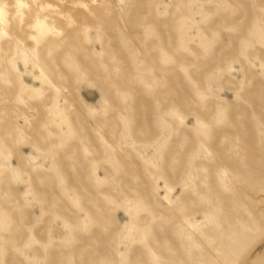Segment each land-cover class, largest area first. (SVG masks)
<instances>
[{
    "label": "rangeland",
    "instance_id": "obj_1",
    "mask_svg": "<svg viewBox=\"0 0 264 264\" xmlns=\"http://www.w3.org/2000/svg\"><path fill=\"white\" fill-rule=\"evenodd\" d=\"M247 238L264 0H0V264H233Z\"/></svg>",
    "mask_w": 264,
    "mask_h": 264
},
{
    "label": "bare ground",
    "instance_id": "obj_2",
    "mask_svg": "<svg viewBox=\"0 0 264 264\" xmlns=\"http://www.w3.org/2000/svg\"><path fill=\"white\" fill-rule=\"evenodd\" d=\"M24 56H26V54H24ZM248 239L250 238L240 240L238 241V243L236 241V244L233 243L230 245L227 253L228 256L226 257L227 263L232 262L233 264H264V255H262L263 253L261 254L259 248L253 247L252 243L249 244L251 241Z\"/></svg>",
    "mask_w": 264,
    "mask_h": 264
}]
</instances>
